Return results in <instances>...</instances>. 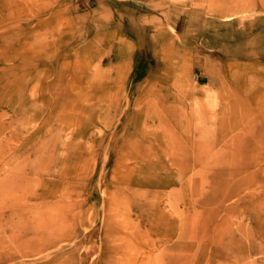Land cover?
I'll return each mask as SVG.
<instances>
[{
    "label": "rangeland",
    "instance_id": "rangeland-1",
    "mask_svg": "<svg viewBox=\"0 0 264 264\" xmlns=\"http://www.w3.org/2000/svg\"><path fill=\"white\" fill-rule=\"evenodd\" d=\"M260 2L0 0L3 264H264Z\"/></svg>",
    "mask_w": 264,
    "mask_h": 264
},
{
    "label": "bare ground",
    "instance_id": "bare-ground-1",
    "mask_svg": "<svg viewBox=\"0 0 264 264\" xmlns=\"http://www.w3.org/2000/svg\"><path fill=\"white\" fill-rule=\"evenodd\" d=\"M260 4L262 2L260 1H263V0H257ZM255 2V1H254ZM224 8V6H222V9ZM233 129H231L230 131H232ZM31 211V210H29ZM20 212L15 209L14 211H11L10 213H6V214H3V215H0V220L1 221H5L6 224L8 225V227L10 228V231H14L15 230V221H14V218H20L21 215L19 214ZM31 213H27L26 212V215H29ZM20 223V222H19ZM11 224V226H10ZM21 224V227H19L16 231L17 233V236L21 237V236H30V238H26L24 239L20 244L19 246L22 247L23 249H28L30 246H32V240H36L37 241V246L38 247H42L44 246L45 244H48L49 246L50 245H53L52 242H50V240H52V238H49V236H45L46 239H41L40 238V235L41 236H44L42 235V233H44L45 231H51V232H54V229L53 228H56V226L58 225V220L56 218H53V219H49V218H46L44 217L42 219V216H38V217H35L33 216V218H29V220L26 219V222L23 224V223H20ZM46 225V228L44 230V226ZM57 229V228H56ZM15 232V231H14ZM3 235H6L5 232H2ZM173 233H174V229H173ZM1 236V235H0ZM31 237H33L34 239H32ZM3 238H0V240H2ZM1 242V241H0ZM26 245V247H25ZM1 248H4V242L0 243V249ZM20 249V248H19ZM11 249H2L0 251V264H3V263H6L8 262V259H10V254H13V253H10Z\"/></svg>",
    "mask_w": 264,
    "mask_h": 264
}]
</instances>
